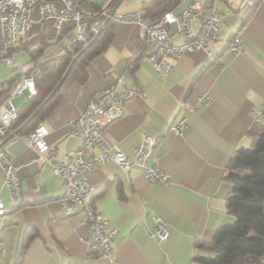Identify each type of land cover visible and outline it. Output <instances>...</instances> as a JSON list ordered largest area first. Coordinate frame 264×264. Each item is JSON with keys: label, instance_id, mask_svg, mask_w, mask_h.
Instances as JSON below:
<instances>
[{"label": "crops", "instance_id": "0c3cea01", "mask_svg": "<svg viewBox=\"0 0 264 264\" xmlns=\"http://www.w3.org/2000/svg\"><path fill=\"white\" fill-rule=\"evenodd\" d=\"M117 1L79 0V4L84 10H93L105 4L113 7ZM147 1L122 0L116 11L144 14ZM192 1L178 0L172 10L181 12ZM202 1L206 13L213 4L223 11L222 39L244 23L239 54L226 49L205 64L204 50L185 51L169 73L159 74L147 62L138 25L109 21L111 42L88 60L86 79L67 74L60 100L40 120L48 128V142L57 146L52 157L61 159L66 150L80 145L78 138L70 135L72 119L94 92L122 75L120 88L140 87L145 93L142 98L126 99L123 114L107 126L108 137L134 157L142 135L154 136L155 162L169 172V182H150L138 165L124 171L112 159L92 169L89 177L96 191L91 205L118 229L111 256L95 254L79 238L87 230L81 223L82 211L63 212L59 199L65 190L63 177L54 173L51 164L37 159L22 139L27 133L10 132L0 147L18 165L23 199L12 206L0 171V199L9 208L0 215L4 241L0 264H191L195 254L208 252L196 241H211L220 224L233 219L225 204L232 188L226 178L231 157L239 147L250 146L249 131L257 127L255 120L264 122L263 114L256 119L264 105V0L253 10L243 0ZM54 7H60L59 2L55 1ZM32 18L17 44L14 62L34 75L43 67L55 66L61 55L74 47L75 30L70 23L57 28L54 18L39 21L36 12ZM194 26L198 29L200 20H195ZM184 39V34L173 29L174 43ZM17 77L13 66L0 64V80L6 84L0 100ZM205 92L211 101L191 108L194 99ZM29 99L25 92L13 102L20 108ZM182 118L184 130L172 132L170 125ZM156 217L169 229L167 239L160 242L152 236Z\"/></svg>", "mask_w": 264, "mask_h": 264}, {"label": "built area", "instance_id": "2783aa9c", "mask_svg": "<svg viewBox=\"0 0 264 264\" xmlns=\"http://www.w3.org/2000/svg\"><path fill=\"white\" fill-rule=\"evenodd\" d=\"M55 1L59 2L60 7H54ZM79 3V0H0V64L13 66L18 72L15 84L0 100V144L11 131V121L19 116V108L13 98L25 92L32 97L38 90L34 75L23 64L14 62L18 52L17 44L29 30L34 12L39 21L54 18L57 28H62L66 23L72 24L75 30L74 42L82 45H86L98 33L106 18L117 23L136 24L146 44L147 62L159 74L169 73L185 51L204 50L205 64H209L226 49L235 55L242 50L239 34L243 31L244 23L238 24L227 39H222L220 27L224 14L216 4L206 13L203 1L193 0L181 12L169 9L154 19H146L139 10L111 13L112 7L109 4L84 10ZM243 4L253 10L257 1L243 0ZM197 19L200 20L198 29L194 26ZM173 29L184 34L182 43L172 41ZM122 81V75H117L107 87L94 92L86 106L72 119L70 135L78 138L80 145L66 150L61 159L52 157L57 146L48 142V128L43 122L22 135L25 143L35 151L37 159L51 164L54 173L63 177L65 190L59 199L64 214L82 211L81 223L86 225L87 230L79 238L95 254L108 257L113 252L112 244L118 229L111 225L108 216L92 207L90 198L96 188L89 172L112 159L124 171L138 165L150 182L167 183L170 180L169 172L155 162L153 150L157 139L154 136L142 135L135 147L134 157L128 156L108 137L107 126L123 114L126 99L132 96L142 98L145 93L140 87L120 88ZM5 90L6 84L0 80V94ZM210 101V94L202 93L194 99L191 108L202 107ZM261 114L262 110L257 111L256 119ZM185 127L184 118L170 125L171 131L175 133H181ZM0 171L9 188L12 206H17L23 199L18 165L1 147ZM8 211L9 208L0 199V215ZM152 236L159 242L169 236V229L161 217L155 218ZM3 245L4 241L0 237V250Z\"/></svg>", "mask_w": 264, "mask_h": 264}, {"label": "trees", "instance_id": "16d2710c", "mask_svg": "<svg viewBox=\"0 0 264 264\" xmlns=\"http://www.w3.org/2000/svg\"><path fill=\"white\" fill-rule=\"evenodd\" d=\"M177 1L149 0L143 5V15L146 19H154L172 9ZM256 1L258 3L259 0ZM111 39L112 32L107 23L86 49L81 43H76L61 55L55 66L43 67L36 72L37 93L19 108V116L11 121L8 134L16 130L49 95L75 56L68 74L84 81L88 60L105 50ZM60 89L61 85L18 134L28 133L37 127L60 100ZM262 114L264 116V108ZM255 122L257 127L249 131L252 137L250 146H241L235 151L226 173L232 188L225 204L233 219L222 222L211 241H196L198 247L208 252L195 254L191 264H264V122Z\"/></svg>", "mask_w": 264, "mask_h": 264}, {"label": "water", "instance_id": "95a60500", "mask_svg": "<svg viewBox=\"0 0 264 264\" xmlns=\"http://www.w3.org/2000/svg\"><path fill=\"white\" fill-rule=\"evenodd\" d=\"M122 0H118L115 5L112 7L111 9V13H114L117 10V7L119 6L120 2ZM109 22V18H106V20L103 22V24L101 25L98 33H96V35L86 44L84 45L83 49H86L98 36L99 34L102 32L103 28L105 27V25ZM76 58V56H75ZM74 58V59H75ZM74 59L71 61L69 67L66 69V71L64 72L63 76L61 77V79L59 80V82L57 83V85L53 88V90L49 93V95L37 106V108L25 119V121L13 132H11L10 135L13 134H18L19 130L27 123L29 122L34 116L35 114L38 112V110L46 103V101L55 93V91L58 89V87L62 84L63 80L65 79V77L67 76V74L69 73L70 67L73 64ZM3 144V141L0 145Z\"/></svg>", "mask_w": 264, "mask_h": 264}, {"label": "rangeland", "instance_id": "374dc122", "mask_svg": "<svg viewBox=\"0 0 264 264\" xmlns=\"http://www.w3.org/2000/svg\"><path fill=\"white\" fill-rule=\"evenodd\" d=\"M16 101V100H15ZM264 258V257H263Z\"/></svg>", "mask_w": 264, "mask_h": 264}]
</instances>
